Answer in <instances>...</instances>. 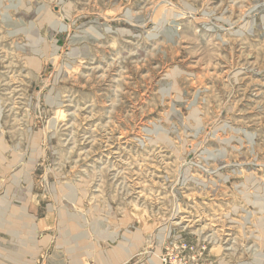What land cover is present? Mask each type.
<instances>
[{
    "label": "rangeland",
    "instance_id": "rangeland-1",
    "mask_svg": "<svg viewBox=\"0 0 264 264\" xmlns=\"http://www.w3.org/2000/svg\"><path fill=\"white\" fill-rule=\"evenodd\" d=\"M0 264H264V0H0Z\"/></svg>",
    "mask_w": 264,
    "mask_h": 264
},
{
    "label": "bare ground",
    "instance_id": "bare-ground-1",
    "mask_svg": "<svg viewBox=\"0 0 264 264\" xmlns=\"http://www.w3.org/2000/svg\"><path fill=\"white\" fill-rule=\"evenodd\" d=\"M119 161H120V160H119ZM114 258H115V257H113V258L111 257V260L114 259ZM105 259H106V258H105ZM106 260H107V259H106Z\"/></svg>",
    "mask_w": 264,
    "mask_h": 264
}]
</instances>
